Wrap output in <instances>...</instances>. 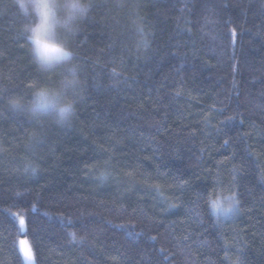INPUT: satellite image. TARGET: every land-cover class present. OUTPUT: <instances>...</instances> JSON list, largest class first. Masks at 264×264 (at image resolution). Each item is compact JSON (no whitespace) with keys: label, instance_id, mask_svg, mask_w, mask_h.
Instances as JSON below:
<instances>
[{"label":"trees","instance_id":"trees-1","mask_svg":"<svg viewBox=\"0 0 264 264\" xmlns=\"http://www.w3.org/2000/svg\"><path fill=\"white\" fill-rule=\"evenodd\" d=\"M11 3L0 264H21V237L35 264H264V0H92L71 41L82 88L63 128L7 108L60 71L37 69ZM224 198L239 201L229 220L209 210Z\"/></svg>","mask_w":264,"mask_h":264},{"label":"clouds","instance_id":"clouds-1","mask_svg":"<svg viewBox=\"0 0 264 264\" xmlns=\"http://www.w3.org/2000/svg\"><path fill=\"white\" fill-rule=\"evenodd\" d=\"M11 7L21 18L20 34L27 40L37 69L43 73L59 71L54 84L37 82L27 96L7 98V108L30 121L50 120L58 127H70L81 98L82 80L72 38L91 14L92 0H12ZM33 175L38 166H31ZM210 212L225 218L238 210L232 198L210 202Z\"/></svg>","mask_w":264,"mask_h":264},{"label":"snow or ice","instance_id":"snow-or-ice-1","mask_svg":"<svg viewBox=\"0 0 264 264\" xmlns=\"http://www.w3.org/2000/svg\"><path fill=\"white\" fill-rule=\"evenodd\" d=\"M233 35H235V31L233 30ZM144 45L145 47L147 48L148 47V42L147 40L145 39L144 40ZM34 86L33 85H30V87ZM225 143H227V141H225ZM235 200V202L238 204L239 201L236 200L235 198H233ZM21 231H25V220L23 218H21L19 220V229H18V232H21ZM73 239H75V237L73 236ZM13 248L16 250V254H17V257L19 258L21 256V254L23 255V259L27 260V261H31L32 264H35V259H34V255L31 251V247H29L28 249H23V248H19L15 242H13ZM21 264H23V260H21Z\"/></svg>","mask_w":264,"mask_h":264},{"label":"rangeland","instance_id":"rangeland-1","mask_svg":"<svg viewBox=\"0 0 264 264\" xmlns=\"http://www.w3.org/2000/svg\"><path fill=\"white\" fill-rule=\"evenodd\" d=\"M21 218H23V217H20L19 220ZM226 218H227V220H229V218H231V217H226ZM25 228H26V226H25ZM21 232L24 233L25 231H21ZM18 247L19 248H23V249H28L29 247H31V245H30L29 241L25 237H21V238H19V241H18ZM31 251H32V248H31ZM32 253H33V251H32ZM21 256H22V259H23V255L22 254H21ZM23 262H24V264H32L31 261H27L25 259H23Z\"/></svg>","mask_w":264,"mask_h":264}]
</instances>
